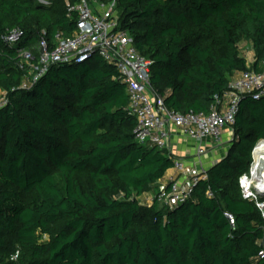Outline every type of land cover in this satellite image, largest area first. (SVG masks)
I'll return each instance as SVG.
<instances>
[{"label":"trees","instance_id":"1","mask_svg":"<svg viewBox=\"0 0 264 264\" xmlns=\"http://www.w3.org/2000/svg\"><path fill=\"white\" fill-rule=\"evenodd\" d=\"M68 1L79 2L0 0V264H264V219L239 188L264 140V99L241 98L226 157L169 210L158 183L176 157L136 141L116 66L94 55L51 64L34 82L44 66L36 58L31 74L23 62L43 39L53 51L58 35L74 34ZM117 11L172 112L208 114L234 74L264 64V0H118Z\"/></svg>","mask_w":264,"mask_h":264},{"label":"built area","instance_id":"2","mask_svg":"<svg viewBox=\"0 0 264 264\" xmlns=\"http://www.w3.org/2000/svg\"><path fill=\"white\" fill-rule=\"evenodd\" d=\"M66 6L70 16L78 15L74 34L68 38L58 35L53 51L49 50L47 41L43 39L35 51L21 52L23 62L27 65L34 64L36 56H39V62L44 67L34 78V82L51 64L80 65L98 55L106 63L115 65L120 79L126 86L129 97L128 113L136 120L134 134L140 144L161 150L167 149L170 142V125L179 126L191 139L202 141L209 138L218 143L226 129H233L243 96L255 100L264 99L263 64L260 71L248 70L239 73V76L231 81L229 92L223 98L217 99L208 114L183 115L172 112L152 89L150 62L139 54L129 33L120 28L118 0H79L75 5L68 1ZM22 35V32L16 29L6 40L10 44H17ZM27 87L29 85L26 83L24 88ZM6 105V94L1 92L0 109ZM262 142L264 140L257 142L252 149V163L249 171L239 178V188L242 199L254 203L264 219V173H254L255 153ZM203 154L204 150L200 149L199 155ZM174 163V169L180 177L158 194L160 203L169 210H175L188 202L196 183L207 180L205 173L197 174L195 169L189 168L184 159L176 158ZM208 196L212 197V194L208 193ZM224 215L234 230L235 216L229 211ZM260 256L264 257V242Z\"/></svg>","mask_w":264,"mask_h":264},{"label":"crops","instance_id":"3","mask_svg":"<svg viewBox=\"0 0 264 264\" xmlns=\"http://www.w3.org/2000/svg\"><path fill=\"white\" fill-rule=\"evenodd\" d=\"M252 59L253 63L254 54ZM238 76V73L234 74L231 80H235ZM169 131L170 142L167 150L172 156L184 159L189 168L195 169L197 174L206 173L209 169L222 161L226 157L231 143L234 140L233 129H226L218 143L209 138L203 139L202 141L191 139L186 136L177 125H170ZM200 149L204 150L203 155H199ZM179 177V173L175 169H171L165 178L158 183V191L160 192L162 189L168 187L173 180ZM147 195L152 198L155 197V193Z\"/></svg>","mask_w":264,"mask_h":264},{"label":"rangeland","instance_id":"4","mask_svg":"<svg viewBox=\"0 0 264 264\" xmlns=\"http://www.w3.org/2000/svg\"><path fill=\"white\" fill-rule=\"evenodd\" d=\"M38 1L41 4L46 5V6L49 5L50 2H51V0H38ZM240 51H241L242 55L247 59L248 64H249V67H251L252 66V60H253L252 57H253V54H254L253 53V50H252V45L250 43H248V42H243L240 45ZM36 57L39 58L38 55ZM38 60H40V59H38ZM27 66H28L31 74H33L34 72L37 71L36 70V68H37L36 65H34V64H28ZM0 96H1V92H0ZM153 199L154 198H152L151 196L145 195V196H143L141 198V201L143 203H145V204H151L153 202L152 201ZM48 241H49V238L47 236H45V237H43L41 239V242H48Z\"/></svg>","mask_w":264,"mask_h":264},{"label":"bare ground","instance_id":"5","mask_svg":"<svg viewBox=\"0 0 264 264\" xmlns=\"http://www.w3.org/2000/svg\"><path fill=\"white\" fill-rule=\"evenodd\" d=\"M255 157H256V166L254 169V173L256 174L258 171V173L263 174L264 173V142H262L257 148Z\"/></svg>","mask_w":264,"mask_h":264},{"label":"water","instance_id":"6","mask_svg":"<svg viewBox=\"0 0 264 264\" xmlns=\"http://www.w3.org/2000/svg\"><path fill=\"white\" fill-rule=\"evenodd\" d=\"M214 167V166H213Z\"/></svg>","mask_w":264,"mask_h":264}]
</instances>
